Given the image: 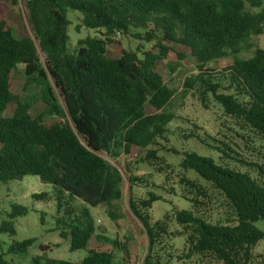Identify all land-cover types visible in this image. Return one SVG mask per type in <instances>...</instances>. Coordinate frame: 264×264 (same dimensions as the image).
Listing matches in <instances>:
<instances>
[{"label":"trees","instance_id":"trees-1","mask_svg":"<svg viewBox=\"0 0 264 264\" xmlns=\"http://www.w3.org/2000/svg\"><path fill=\"white\" fill-rule=\"evenodd\" d=\"M263 3L27 0L29 21L45 53V65L34 40L17 36L0 10V183L39 176L53 187L56 229L69 239L70 249L87 248L94 237L103 244V248L88 247L79 262L38 256L34 264L40 259L44 264H125L129 256L125 243L97 234L90 210L112 206L123 196L122 172L100 151L113 160L122 154L128 158V206L148 238L142 264L188 260L192 264H264V256L255 252L264 240V229L256 225L264 221V166L242 158L225 141L205 133L209 142L190 129L184 137L197 139L216 155L186 151L179 164L182 173L171 177L170 165L156 148L169 141L171 124L177 118L166 110L174 91L157 69L166 60L186 57L174 45L187 48L198 69L184 79V91L197 95L205 108L213 100L227 117L264 138V48L257 47L249 58L239 56L247 38L264 31V9L252 12L247 4L260 7ZM68 10L80 12L83 26L96 33L78 39L73 52ZM118 34L154 44L142 52L123 50L113 58L108 47ZM229 56L231 62L220 71L209 67ZM19 65L25 74L22 93L13 89ZM39 101L44 108L33 116L31 109ZM44 111L60 120L45 124ZM131 157L139 158L153 172H131ZM154 173L164 176L161 184ZM135 187L146 189L145 194H137ZM163 192L190 206L173 207L154 220L151 209L164 198ZM215 193L222 198L219 206L230 210L231 219L212 220ZM33 198L48 201L52 196L42 192ZM26 213L25 206L15 204L9 217ZM108 213L116 218L112 211ZM0 232L14 235L13 222L2 221ZM178 238H184L182 247L174 242ZM34 242V238L13 241L6 252L0 251V264H8L7 254L26 253Z\"/></svg>","mask_w":264,"mask_h":264},{"label":"rangeland","instance_id":"rangeland-1","mask_svg":"<svg viewBox=\"0 0 264 264\" xmlns=\"http://www.w3.org/2000/svg\"><path fill=\"white\" fill-rule=\"evenodd\" d=\"M26 1L0 0V10H3L5 17L11 23L17 36H29L34 40L39 60L45 65V53L41 50L34 29L29 21V11ZM247 9L252 12H259L264 9V3L260 7H252L247 4ZM68 15L71 20L69 46L70 51L73 52L77 47L78 39L88 35L93 36L96 33L95 30L83 26L82 14L80 12L68 10ZM76 27H79V32ZM153 44L154 42H146L141 38L118 34L116 42L108 47V55L117 58L123 50L142 52L145 49L152 48ZM174 47L186 54V57L182 60H166L160 63L157 68L169 87L174 91V96L166 110L174 113L177 117L175 122L171 124L173 131L170 134L169 141L167 143L161 142L160 146H156L158 155L162 157V161L170 165V167H167L168 174L173 177L175 173H182V168L179 167V164L183 158V153L186 151H196L203 155H216L210 152V148L197 139L185 138L184 136L189 134L190 129L200 133L209 142H211V139L205 133H208L211 137L225 141L242 158L264 166V138L262 136L257 135L239 122L227 117L223 109L213 100L210 101L209 107L205 108L197 95L193 92L184 91V79L196 74L198 69L195 59L189 54L187 48L180 45H174ZM257 47L264 48V31L261 34H253L248 37L242 45V51L239 56L241 58H249ZM230 62V56L223 57L211 62L209 67L220 71ZM24 82V66L19 65L13 74V89L16 92L22 93ZM56 91L58 90L56 89ZM59 101L65 107L63 97L60 95ZM43 108L44 105L41 101L35 103L31 109L32 115H39ZM42 118L47 125L60 120L57 115L45 111L42 114ZM195 125L198 128L194 127ZM79 138L85 143L82 136H79ZM97 153L109 160L122 172L123 196L120 200L114 202L112 206L90 207L96 226V233L125 243L129 251L125 264H142L143 258L147 253L148 238L143 231L141 222L133 216L128 206L130 190L128 179L130 173L127 171L128 158L122 154L117 160H113L106 152L100 151ZM130 161L129 167L133 173L143 174L153 172L146 163L141 162L137 157H131ZM187 174L193 178L195 177L192 172H188ZM154 179L157 183L161 184L164 176L154 173ZM145 190L142 187H135V192L139 195H144ZM42 192H48L52 198L48 201L35 200L33 198V194ZM53 195L52 185L42 181L36 175H27L20 180L0 183V225L4 220L12 221L16 231L14 235L10 232H0V251L6 252L8 246L13 241H22L29 238L35 239V242L28 248L26 253L7 254L6 259L8 260V264H34V259L38 256L79 262L88 254V247L103 248L102 242L94 237L89 242L87 248L79 250L70 249L69 239L62 237L61 231L56 229L57 208ZM163 196L164 198L156 201L151 209V215L154 220L162 218L173 207L188 208L190 206L188 201L178 196L166 195L164 192ZM214 196L217 199L211 208L212 220L227 221L231 219L228 207L221 208L218 204L219 200L222 199L221 196L216 193ZM15 204L25 206L27 213L10 218L9 214L11 213L12 206ZM216 206H218V209H215ZM109 211L115 213L116 218H112L108 213ZM256 225L264 229V221H258ZM174 242L182 247L184 238H178ZM255 252L264 256V240L256 246ZM44 262V259H40L39 264H44ZM178 264H192V262L188 260L185 263Z\"/></svg>","mask_w":264,"mask_h":264}]
</instances>
